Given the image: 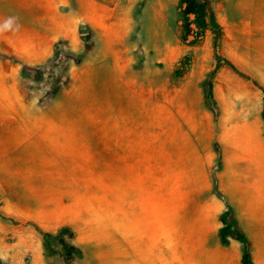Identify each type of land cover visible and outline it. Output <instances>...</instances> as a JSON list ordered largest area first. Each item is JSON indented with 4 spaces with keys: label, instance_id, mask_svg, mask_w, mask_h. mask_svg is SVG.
Instances as JSON below:
<instances>
[{
    "label": "rangeland",
    "instance_id": "obj_1",
    "mask_svg": "<svg viewBox=\"0 0 264 264\" xmlns=\"http://www.w3.org/2000/svg\"><path fill=\"white\" fill-rule=\"evenodd\" d=\"M101 1L0 34V264L264 259V0Z\"/></svg>",
    "mask_w": 264,
    "mask_h": 264
},
{
    "label": "crops",
    "instance_id": "obj_2",
    "mask_svg": "<svg viewBox=\"0 0 264 264\" xmlns=\"http://www.w3.org/2000/svg\"><path fill=\"white\" fill-rule=\"evenodd\" d=\"M112 9L110 2L101 0H0V34L66 32L75 26V18ZM253 261L264 264V259Z\"/></svg>",
    "mask_w": 264,
    "mask_h": 264
},
{
    "label": "trees",
    "instance_id": "obj_3",
    "mask_svg": "<svg viewBox=\"0 0 264 264\" xmlns=\"http://www.w3.org/2000/svg\"><path fill=\"white\" fill-rule=\"evenodd\" d=\"M180 10L182 19L185 25V29L189 30V32L192 31V26L196 24L199 32H204L209 27H211L216 35H220L221 33V26L218 23L216 16L214 14L213 9L211 8L210 4L207 0H180L178 4ZM191 17H194L193 20H191ZM215 56L218 60H222L218 53H215ZM226 65L233 68L236 71V68L230 62L229 60H225ZM212 84H209V97L213 98V92H212ZM216 105V104H215ZM61 234L65 232H69L71 236H73V233L71 230H69L68 227H63L61 229ZM242 244V260L241 264H254L253 257H252V250H251V243L246 236L245 233L242 232H236L235 233ZM221 239L224 244L228 243V240L224 237V230L221 231ZM45 238H52V235L49 233L44 234ZM56 243L66 244L65 240H55ZM67 245V244H66ZM71 250H75L73 246H69Z\"/></svg>",
    "mask_w": 264,
    "mask_h": 264
}]
</instances>
